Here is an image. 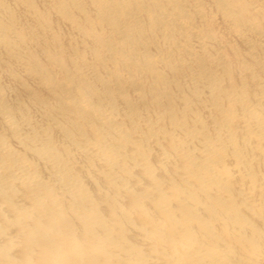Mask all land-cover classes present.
<instances>
[{
  "label": "bare ground",
  "instance_id": "bare-ground-1",
  "mask_svg": "<svg viewBox=\"0 0 264 264\" xmlns=\"http://www.w3.org/2000/svg\"><path fill=\"white\" fill-rule=\"evenodd\" d=\"M0 264H264V0H0Z\"/></svg>",
  "mask_w": 264,
  "mask_h": 264
}]
</instances>
